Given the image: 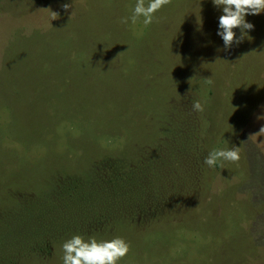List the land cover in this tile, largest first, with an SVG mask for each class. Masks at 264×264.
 <instances>
[{"label": "rangeland", "instance_id": "374dc122", "mask_svg": "<svg viewBox=\"0 0 264 264\" xmlns=\"http://www.w3.org/2000/svg\"><path fill=\"white\" fill-rule=\"evenodd\" d=\"M135 3L0 0V246L34 247L18 264H63L62 243L79 234L123 238L130 250L118 264H264V12L246 15L254 28L225 50L212 0H171L147 26L131 22ZM162 125L196 146L206 139L210 151L239 147L240 159L217 161L195 208L185 195L172 216L149 223L139 212L63 218L51 222L54 247L39 249L40 231L26 232L46 220L24 214L46 201L62 217L75 207L68 176L150 143ZM5 256L0 264H14Z\"/></svg>", "mask_w": 264, "mask_h": 264}, {"label": "trees", "instance_id": "16d2710c", "mask_svg": "<svg viewBox=\"0 0 264 264\" xmlns=\"http://www.w3.org/2000/svg\"><path fill=\"white\" fill-rule=\"evenodd\" d=\"M175 130L162 125L161 134L150 143L137 150L125 148L117 153H104L89 165L86 177L68 176L66 197L73 195L74 203L67 202L75 207L65 209L61 217L57 205L38 201L41 203L38 204V209L24 215L31 218V222L39 223L42 219L46 220V223L42 221V225L38 226L33 223L26 233L30 232L34 236L31 232L34 225L40 231L34 232L33 237L38 248L42 250L46 247L48 250L49 247L51 250L58 239L51 224L53 221L83 217L87 221L95 217L100 220L104 218L106 222L120 217L131 220L139 212L138 218L149 223L172 216L179 206L180 198L185 195L189 209L195 208L209 184L212 167H208L204 159L211 151L206 139H202L196 146L193 142L188 143V140L182 137V132ZM57 186L59 183L54 182L55 190ZM88 188H95V191L84 201L83 197ZM150 200L155 202V206L149 205ZM158 203L160 205H157ZM45 204L48 205L41 207ZM9 234L14 235L17 241H25L21 234L12 231H4L3 237L7 238ZM36 238H39L38 242ZM39 244L44 246L40 247ZM32 249L34 250V247L18 254L14 247L0 246V263L8 261L5 253L10 252L11 258L16 259L11 262L18 264Z\"/></svg>", "mask_w": 264, "mask_h": 264}, {"label": "clouds", "instance_id": "9594fccd", "mask_svg": "<svg viewBox=\"0 0 264 264\" xmlns=\"http://www.w3.org/2000/svg\"><path fill=\"white\" fill-rule=\"evenodd\" d=\"M171 0H136L131 22L135 24L140 17H143L145 26L153 22L154 14ZM214 6L222 10L218 20L217 35L222 38L225 50L231 46L242 42L246 35V30H252L254 25L246 22V15H258L264 12V0H212ZM70 7L65 3L63 8ZM52 12V20L58 19V13ZM129 18L122 19V23H127ZM240 30L237 37L234 29ZM206 82L211 84L210 78ZM193 110L203 112L204 107L200 101H195ZM259 133H264L262 127ZM240 159V148L232 146L228 149H214L204 159L208 167H214L218 160L238 162ZM63 264H118L130 250V245L121 237H114L107 240H98L95 237L85 239L82 235L76 234L62 243Z\"/></svg>", "mask_w": 264, "mask_h": 264}]
</instances>
